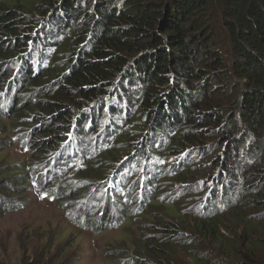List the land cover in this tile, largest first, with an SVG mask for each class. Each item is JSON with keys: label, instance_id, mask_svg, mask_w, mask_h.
Here are the masks:
<instances>
[{"label": "trees", "instance_id": "1", "mask_svg": "<svg viewBox=\"0 0 264 264\" xmlns=\"http://www.w3.org/2000/svg\"><path fill=\"white\" fill-rule=\"evenodd\" d=\"M0 118L24 129L41 191L82 188L62 201L80 226H118L160 192L194 206L161 204L169 224L152 218L131 264L180 248L182 264H264V0H0Z\"/></svg>", "mask_w": 264, "mask_h": 264}, {"label": "rangeland", "instance_id": "2", "mask_svg": "<svg viewBox=\"0 0 264 264\" xmlns=\"http://www.w3.org/2000/svg\"><path fill=\"white\" fill-rule=\"evenodd\" d=\"M0 119V186H4V191L11 187V190L19 189L16 194L7 195L9 207L0 211V264H131L126 253H132L130 245H141L142 230L152 225V218L158 216V223L169 224L170 217L161 210V204H171L168 206L185 213L188 220L198 216L193 205L183 206L184 200L181 201L174 194L167 195L169 192H160L154 204H146L140 212L133 213L127 221L118 226L99 231L91 226H80L67 216L68 207H65L62 201L77 194L82 188L67 193L78 185L66 180L64 182L67 184L62 186L58 180L48 178L50 186L41 191L40 182L27 174L32 152L26 145V137L18 138L24 129L14 131L8 119ZM95 141L93 136V143ZM82 153L83 151L79 150L77 158ZM69 157L67 156L66 160L70 161ZM95 159L96 157H92L90 161L95 162ZM71 173V170H64L61 172L62 176L58 177L63 181L64 176ZM106 177L104 189L111 185L110 173ZM165 182L162 181L161 185ZM103 183L97 187L101 199L93 207L96 210L105 208L110 214L109 205H105ZM84 188L82 194L86 192V186ZM144 192L145 189H140L136 195L143 196ZM66 193L68 196L63 195ZM93 198L98 196L85 200L92 205ZM170 198L175 200L170 201ZM4 201L6 199H0V204ZM148 209H151L149 218L144 214ZM175 213L172 209L168 211L170 216ZM174 221L180 224L179 220ZM148 236L150 235L145 237ZM187 254V251L180 248L172 264H182L183 256Z\"/></svg>", "mask_w": 264, "mask_h": 264}]
</instances>
